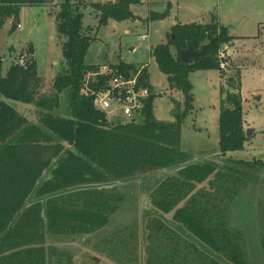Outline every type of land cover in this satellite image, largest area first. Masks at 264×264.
I'll return each mask as SVG.
<instances>
[{"label":"trees","instance_id":"obj_1","mask_svg":"<svg viewBox=\"0 0 264 264\" xmlns=\"http://www.w3.org/2000/svg\"><path fill=\"white\" fill-rule=\"evenodd\" d=\"M54 2L0 0V27L9 17L18 16L23 6ZM141 2L108 0L92 6L99 12L101 26L110 19L133 18L131 6ZM79 5L65 0L57 15L58 30L67 38L63 46L67 69L54 79L50 95L41 91L44 83L35 59L24 66L14 62L3 74L0 55V264H76L71 255L65 258L64 251L60 253L53 239L88 237L109 222L125 199L115 188L100 189L96 184L144 178L189 163L191 158L181 149L182 117L177 114L175 121L164 122L154 116L155 94L148 69L139 79L151 91L139 123L110 127L92 98L81 95L85 73L98 65L85 63L91 38L83 31ZM168 10L152 12L151 17L164 18ZM233 39L229 28L216 17L209 23H177L168 41L154 47L152 55L167 75L170 88L189 96L190 73L222 70L219 53ZM190 46L201 54L187 64L181 61L180 51ZM114 66L127 74L138 69L123 61ZM235 75L225 82L227 88L221 89V155L242 149L247 140L240 98L241 71ZM62 93L69 101L70 117L56 111ZM9 100L34 105L38 121L31 122ZM238 161L246 168L264 166V161L256 159ZM49 172L52 174L43 179ZM234 173V168L224 172L216 161H196L166 175L150 193L152 203L164 213L173 212V221L210 253L169 227L161 217H154L149 220L150 238L157 237L158 250L148 246L143 262L248 264L244 231L232 226L228 209L219 205L218 196L207 189H196L211 177L230 183ZM133 256L139 261L137 250Z\"/></svg>","mask_w":264,"mask_h":264},{"label":"rangeland","instance_id":"obj_2","mask_svg":"<svg viewBox=\"0 0 264 264\" xmlns=\"http://www.w3.org/2000/svg\"><path fill=\"white\" fill-rule=\"evenodd\" d=\"M64 1L55 0L52 5L23 6L19 15L16 16L15 25L14 20L9 17L0 27L3 74H6L21 55L33 58L37 61L38 73L44 83L41 91L47 95L53 91L56 76L67 69L63 56V46L67 38L60 34L57 19ZM73 1L81 3L79 9L82 13L83 31L91 38L85 63L115 65L123 61L139 65L148 64L150 83L155 94L152 103L154 116L157 120L164 122L175 121L177 114L182 117L181 149L189 154H199L202 159L212 158L207 161H216L214 159H217L220 154L221 89L223 86L226 89L225 82L228 78L243 68L240 98L244 127L246 133L250 130L249 137L246 134L247 140L242 149L221 155V158L227 162L231 160L242 169L246 167L238 160L264 161V42L262 43L264 38L260 36L261 41L256 37L260 32L258 22H264V0L143 1L132 5L133 18L124 21L110 19L106 25L101 26H99V12L92 4L105 3L108 0ZM168 2L169 8H167ZM166 10L168 15L164 18L151 17L152 12L163 13ZM214 16L229 25V32L238 39L239 48L234 43V46L225 45L226 48L223 49L227 51V58L223 61L222 70L191 72L189 80L192 89L189 96L181 91L172 90L167 75L161 71L150 49L153 51L157 45L166 43L172 27L178 22L206 23L211 22ZM18 23L22 25L21 28L17 27ZM147 32H149L148 38L143 39L142 36ZM172 51L175 55L177 54L175 47H172ZM8 102L26 115L31 122L38 121L34 105L11 100ZM68 102L67 95L62 93L61 105L56 110L57 113L70 117ZM238 175L242 180L237 181L236 187L240 190L236 195L243 191L234 202L231 201L229 204L228 199L225 201L228 205L237 207L238 217L236 216L235 222L237 228L245 229L248 264H264V252L262 253L264 250V166L258 171L256 179L251 178L249 176L251 174L247 172L245 174L244 171ZM139 181H141L139 178L122 181V184L114 187L116 192L125 196V199L104 227L88 237L53 239V244L60 249V253L61 250L64 251L65 258L71 255L76 264H145L143 257L147 256L145 254H147L148 246L158 250L157 237L150 238L149 220L159 217L161 213V216L171 217L173 212H161L152 203L150 193L139 192ZM206 183L207 180L198 184L196 189H206ZM146 184L150 183L143 182L144 188ZM245 185L246 187L242 189ZM233 186L235 185L231 188ZM230 195L231 193L228 194ZM255 216L258 218L257 224L254 222ZM162 220L169 227L180 232L178 227L175 228L174 221L171 223L164 218ZM179 227L181 228L180 225ZM135 250L140 253L139 261L133 256Z\"/></svg>","mask_w":264,"mask_h":264},{"label":"built area","instance_id":"obj_3","mask_svg":"<svg viewBox=\"0 0 264 264\" xmlns=\"http://www.w3.org/2000/svg\"><path fill=\"white\" fill-rule=\"evenodd\" d=\"M11 19L17 22L15 16ZM21 26L20 23L17 24V27L21 28ZM148 36L149 32L142 38L147 39ZM223 48L219 53L221 66L227 58L226 49ZM29 60L30 58L26 55H21L16 63L24 66ZM147 66L148 64L141 65L136 72L131 71L127 74L111 64L98 65L96 69L85 73L80 93L82 96L92 98L94 107L103 113L110 127L118 124L139 123L144 119V110L151 95L150 89L139 82L141 73Z\"/></svg>","mask_w":264,"mask_h":264},{"label":"crops","instance_id":"obj_4","mask_svg":"<svg viewBox=\"0 0 264 264\" xmlns=\"http://www.w3.org/2000/svg\"><path fill=\"white\" fill-rule=\"evenodd\" d=\"M152 2H153V0H152ZM151 2V3H152ZM88 4V3H87ZM170 6V3L168 2L167 3V8ZM131 9H132V6H131ZM215 17V16H214ZM217 20H218V22L219 23H221V24H223V25H225V26H227V27H229V25H227L225 22H223L222 20H220V19H218L217 18ZM196 22V21H195ZM178 23H181V22H178ZM197 23H204V22H197ZM206 23H209V22H206ZM259 24H258V27H259V29H260V32H259V35H256V37H257V39L258 40H261L262 41V39L264 38V22H258ZM182 24H185V23H182ZM258 29V30H259ZM231 35V34H230ZM262 37V39L261 38H259V37ZM264 42V39H263V41H262V43ZM236 44L237 45V43H239V41H238V39L237 38H235L234 37V39L229 43V44H227V46L228 45H233L234 46V44ZM238 46V45H237ZM238 48H239V46H238ZM237 51H238V49H237ZM151 52H152V49H151ZM227 52V51H226ZM136 66H137V68L139 67V66H141V65H139V64H135ZM142 65H144V64H142ZM145 69H147V67L145 68ZM243 69V68H242ZM242 69H240V71H241V73H242ZM191 155V158L189 159V161H192V160H195L194 162H196V159H197V161L198 160H203V161H207V160H210V159H212V158H208V159H202V157H200V155L199 154H190ZM198 157V158H197ZM214 159V158H213ZM214 160H216V161H218V162H220L219 163V165H220V168H223V171L224 172H227L228 173V171H229V168H234L235 169V173H234V177L232 178V180H231V182L230 183H228V182H226V180L225 179H222V178H219V179H215V178H213V177H211V178H209L208 180H207V185H206V189L207 190H209V191H211V192H213L216 196H218L219 197V199H218V203H219V205L221 206V207H223V208H227L228 209V215H229V217H230V222H231V224H232V226L233 227H235V228H237V226H236V222L235 221H237V219H236V216H237V212H238V210H237V207H235L234 205L233 206H230V205H228L227 203H226V201H225V199H228L229 200V204L231 203V201H235V199L237 198V196L239 195V193H241L242 191H240L239 193H238V195H236V193L240 190V188L238 189V187H236V184H237V181L239 180V181H241L240 180V177H239V175L237 176L236 175V173L238 174V173H242V171H244L245 172V174H246V172L248 173V174H251V175H249V176H251V178H255L256 179V177H257V173H258V171L260 170V168H245V167H243V168H245V169H242V167H239L236 163H232L231 162V160L229 161V162H227V161H225L224 160V158H221V154H219L218 156H217V159H214ZM190 163V162H189ZM185 164H187V163H183V164H181V165H185ZM238 166V167H237ZM180 167V166H179ZM174 171H172V173H165V172H163V170H159V172L160 173H153V176H151V175H149V176H147V177H144V178H140L141 179V181H139L140 182V187H138L139 188V192H141V191H143V192H146V193H151V190H153V189H155L164 179H165V176L164 175H169V174H173L174 172H177L178 170H176V168H174L173 169ZM234 172V171H233ZM257 172V173H256ZM162 173L164 174V175H162ZM143 182H149L150 184L148 185V184H146V188H144L143 187ZM232 185H235V186H233V188H231V186ZM221 186H224V188L225 189H227V188H231V191H229V192H225L224 191V188H222ZM246 187V185L244 186V187H242V189H244ZM259 188H261V187H259ZM229 193H231V195L230 196H228V194ZM259 193H261V192H259ZM223 199V200H222ZM231 199V200H230ZM257 207V206H256ZM162 212V211H161ZM162 215V213L161 214H159V217ZM238 217V216H237ZM161 218L163 219H165L167 222H173V215L171 216V217H167V215H166V217H164V216H161ZM168 220H167V219ZM254 222H256V224H257V222H258V218H257V216H255V221ZM175 225V228L177 229V227L179 228V230H180V234H182L183 236H185L186 238H189L190 240H191V242H193V243H195L199 248H201V249H204L207 253H210V250L207 248V247H205V246H203L197 239H195L194 237H192L191 235H189L182 227L180 228L179 227V225L178 224H174ZM237 229H241V230H243L244 231V233H245V229L244 228H237ZM260 233V232H259ZM259 236H261V235H259ZM264 252V250L262 251V253ZM263 263V262H262Z\"/></svg>","mask_w":264,"mask_h":264},{"label":"water","instance_id":"obj_5","mask_svg":"<svg viewBox=\"0 0 264 264\" xmlns=\"http://www.w3.org/2000/svg\"><path fill=\"white\" fill-rule=\"evenodd\" d=\"M200 54H201L200 51H196V50L193 49L192 46H190L189 48H187V49H182V50L180 51V59H181L182 62L189 64V63H191L192 58H193L194 56H199ZM147 106H148V105H146V107H147ZM249 132H250V130L247 131V136H248V137H249ZM187 164H189V163H187ZM187 164H185V165H181L180 167H177L176 170L179 171V170L183 169ZM162 170H163V172H165V173H172V171H173V169H169V168H164V169H162ZM51 174H52V172H49L47 175H44L42 178H43V179H46V178H48ZM122 183H123V182H122L121 180H117V181L114 182V183H108V184H96L95 186L98 187V188H100V189H102V188L111 189V188H114L116 185H118V184H122ZM43 215H44V213H43Z\"/></svg>","mask_w":264,"mask_h":264}]
</instances>
